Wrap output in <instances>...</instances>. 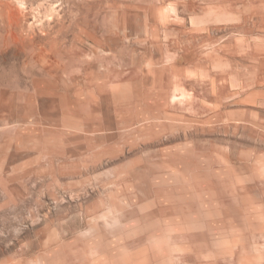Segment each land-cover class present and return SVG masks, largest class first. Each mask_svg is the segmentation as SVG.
Wrapping results in <instances>:
<instances>
[{
  "label": "rangeland",
  "instance_id": "1",
  "mask_svg": "<svg viewBox=\"0 0 264 264\" xmlns=\"http://www.w3.org/2000/svg\"><path fill=\"white\" fill-rule=\"evenodd\" d=\"M0 4V264H264V0Z\"/></svg>",
  "mask_w": 264,
  "mask_h": 264
},
{
  "label": "bare ground",
  "instance_id": "2",
  "mask_svg": "<svg viewBox=\"0 0 264 264\" xmlns=\"http://www.w3.org/2000/svg\"><path fill=\"white\" fill-rule=\"evenodd\" d=\"M20 2V1H19ZM51 2V1H50ZM11 3V2H10ZM41 3V2H40ZM1 5V4H0ZM53 8V7H52ZM32 31V30H31ZM33 32V31H32Z\"/></svg>",
  "mask_w": 264,
  "mask_h": 264
}]
</instances>
